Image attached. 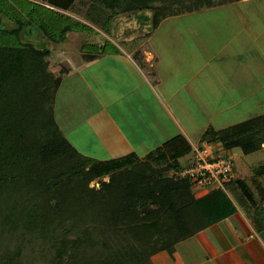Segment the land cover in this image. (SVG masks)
Segmentation results:
<instances>
[{"label": "trees", "instance_id": "trees-1", "mask_svg": "<svg viewBox=\"0 0 264 264\" xmlns=\"http://www.w3.org/2000/svg\"><path fill=\"white\" fill-rule=\"evenodd\" d=\"M37 1L77 12L86 4L84 16L103 26L119 13L150 11L155 28L169 15L234 0ZM23 25L18 20L6 31L18 34ZM69 30L64 26L57 40ZM49 52L30 42L0 44V264H154L156 253H173L238 205L264 227V164L246 178L232 165L224 189L196 194L189 178L171 174L192 150L180 136L141 158L96 160L79 152L55 118L61 74L49 69ZM200 141L219 142L227 157L234 149L260 150L264 113L208 128Z\"/></svg>", "mask_w": 264, "mask_h": 264}, {"label": "crops", "instance_id": "crops-1", "mask_svg": "<svg viewBox=\"0 0 264 264\" xmlns=\"http://www.w3.org/2000/svg\"><path fill=\"white\" fill-rule=\"evenodd\" d=\"M258 1L264 3L234 0L169 15L127 47L121 42L135 29L118 27L122 41L111 40L112 51L62 57L67 75L86 73L81 87L93 106L77 125L90 150L97 144L92 153L99 160L141 158L176 136L195 148L206 129L224 128L237 123L234 117L264 109V40L259 39L264 28L250 30L243 19L249 13L238 10ZM62 81L61 76L57 92ZM84 150L78 151L87 155ZM244 209L238 205L235 213L178 242L173 253L153 257L164 256L163 264H264V227Z\"/></svg>", "mask_w": 264, "mask_h": 264}, {"label": "rangeland", "instance_id": "rangeland-1", "mask_svg": "<svg viewBox=\"0 0 264 264\" xmlns=\"http://www.w3.org/2000/svg\"><path fill=\"white\" fill-rule=\"evenodd\" d=\"M86 6V4H83L77 7L78 12L74 10L64 11V14H62L48 6H44V4H41L37 0H0V44L11 45L30 42L36 47L46 46L49 48L50 52L45 58L48 61L49 69L57 75L61 74L63 79L62 87L59 89V92H56L55 96V118L61 124L63 134L67 135L68 139L76 145L78 150L85 149L84 151L87 156L99 160L98 155L92 153L95 152L94 148H96L97 144L92 143L93 150H90V144L83 139L78 128L79 126L77 125L80 121L79 118L83 115L82 113H88V110L93 106L91 98L89 99L88 93L84 90L85 88L82 89L81 87L84 83L83 77L86 76V73L80 72V75L75 74L74 77L73 73L67 75L69 66L59 61H62L60 60L62 57L73 58L74 55L77 56L83 53L98 55L101 53V50L107 52L112 51L114 46L111 40L119 43L122 41L121 37L116 34L118 27L127 28V30L135 29L132 38H127L121 42L126 47L127 45L131 46L132 44L139 43L144 38V33L152 31L153 27L147 16L148 11L147 14H145L146 11H133L128 13V15L126 13H119L103 26L100 25V21L98 22V20L84 16L83 11ZM238 10H247L246 12L249 13V16L244 13L246 17H243V19L247 23L246 25H249L250 30L254 29L257 31L264 28L263 2L258 1L251 4H244L238 6ZM106 11L107 9H104V14H107ZM30 18L34 20V23L32 22L33 24L28 26V19ZM18 20L24 24L18 34L6 31L15 27ZM35 22H40L42 26H40V23L37 25ZM64 26L70 27L71 30L67 32L64 40L59 41L57 38L62 35L61 29ZM44 32H47V35L51 39L45 36ZM260 36L261 38L259 39L263 42L264 35L261 34ZM94 43H100L102 49L95 46ZM56 45L59 46L56 47ZM60 54L61 56H59ZM82 90H84V94H82ZM248 101L252 103L254 99ZM262 107L259 106L258 111H251L247 115L234 117L236 119L233 118L234 120L232 122H238L259 114L264 111ZM179 143L181 142L179 141ZM229 157L232 161L234 173L243 178L250 176L254 169L264 164V150L262 149L248 154L234 149L229 154ZM192 158H194L193 148L178 160L180 164L185 166ZM104 179L107 180L108 177ZM95 183L96 181H92L90 186H93ZM163 257L162 255L155 256L152 259L155 264H163Z\"/></svg>", "mask_w": 264, "mask_h": 264}, {"label": "built area", "instance_id": "built-area-1", "mask_svg": "<svg viewBox=\"0 0 264 264\" xmlns=\"http://www.w3.org/2000/svg\"><path fill=\"white\" fill-rule=\"evenodd\" d=\"M194 158L187 165L173 169L171 174L187 177L193 184L196 194L209 190L225 188V183L232 177V161L224 155L223 149L215 144L202 142L193 148ZM201 188V190H199Z\"/></svg>", "mask_w": 264, "mask_h": 264}, {"label": "water", "instance_id": "water-1", "mask_svg": "<svg viewBox=\"0 0 264 264\" xmlns=\"http://www.w3.org/2000/svg\"><path fill=\"white\" fill-rule=\"evenodd\" d=\"M108 180V179H107Z\"/></svg>", "mask_w": 264, "mask_h": 264}]
</instances>
